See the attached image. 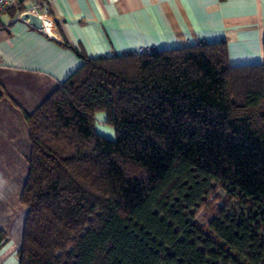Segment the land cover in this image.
<instances>
[{
	"label": "trees",
	"instance_id": "trees-1",
	"mask_svg": "<svg viewBox=\"0 0 264 264\" xmlns=\"http://www.w3.org/2000/svg\"><path fill=\"white\" fill-rule=\"evenodd\" d=\"M71 47L82 65L23 111L19 264H264V61L231 65L225 41Z\"/></svg>",
	"mask_w": 264,
	"mask_h": 264
},
{
	"label": "crops",
	"instance_id": "crops-1",
	"mask_svg": "<svg viewBox=\"0 0 264 264\" xmlns=\"http://www.w3.org/2000/svg\"><path fill=\"white\" fill-rule=\"evenodd\" d=\"M22 1L30 7L31 0ZM50 7L42 28L17 9L0 12L1 173L2 153L30 144L23 111L31 112L82 65L71 46L96 58L225 41L231 65L264 61V0H54ZM97 117L98 131L114 134L106 115ZM6 213L0 210V230L8 236L0 264H19Z\"/></svg>",
	"mask_w": 264,
	"mask_h": 264
},
{
	"label": "rangeland",
	"instance_id": "rangeland-1",
	"mask_svg": "<svg viewBox=\"0 0 264 264\" xmlns=\"http://www.w3.org/2000/svg\"><path fill=\"white\" fill-rule=\"evenodd\" d=\"M98 123L101 126L99 119ZM106 130L105 127L102 128L101 133L114 139L115 131L113 130L114 134L110 135ZM2 154L5 155V158L3 157L2 173L0 172V210L4 209L7 212L5 221L8 223V231L13 240L21 246L27 207L21 204L20 195L28 176L30 144L25 143L20 152H5ZM219 193L224 195L223 191Z\"/></svg>",
	"mask_w": 264,
	"mask_h": 264
},
{
	"label": "built area",
	"instance_id": "built-area-1",
	"mask_svg": "<svg viewBox=\"0 0 264 264\" xmlns=\"http://www.w3.org/2000/svg\"><path fill=\"white\" fill-rule=\"evenodd\" d=\"M20 1L21 0H0V12L17 5ZM52 1L54 0H31L30 7L23 10L20 16L30 24H32V20L37 16L43 19V17H47L50 14ZM144 50L146 49H140L139 52H143Z\"/></svg>",
	"mask_w": 264,
	"mask_h": 264
},
{
	"label": "water",
	"instance_id": "water-1",
	"mask_svg": "<svg viewBox=\"0 0 264 264\" xmlns=\"http://www.w3.org/2000/svg\"><path fill=\"white\" fill-rule=\"evenodd\" d=\"M32 25L37 27V28H42L43 27V21L41 17L37 16L32 20Z\"/></svg>",
	"mask_w": 264,
	"mask_h": 264
}]
</instances>
